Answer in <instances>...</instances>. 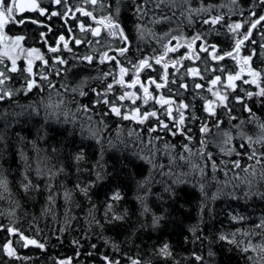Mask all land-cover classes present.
Returning a JSON list of instances; mask_svg holds the SVG:
<instances>
[{
	"label": "trees",
	"instance_id": "16d2710c",
	"mask_svg": "<svg viewBox=\"0 0 264 264\" xmlns=\"http://www.w3.org/2000/svg\"><path fill=\"white\" fill-rule=\"evenodd\" d=\"M36 3L43 13L17 15L15 19L23 17L24 23H8L3 30L8 37H23L22 45L43 57L34 63L32 73L22 59L16 62L17 71H10L11 60L1 54L0 42V71L10 77L0 89L18 93L0 101V264H249L246 254L219 235L230 225V213L264 217V195L255 194L264 193V145L249 147L247 139L264 137L260 127L264 97L255 95L264 87V21L252 30L242 52L251 56V69L261 73L256 83L244 75L232 82L235 90L225 85L228 74H240L236 41L264 15V0H105L108 7L103 11L99 0L96 6L84 0H67L66 5H56L54 0ZM78 7L92 11L97 19L109 14L118 19L128 38L125 57L113 51L124 46L119 35L109 36L103 29L94 37L79 30L80 23L85 28L100 25L77 12ZM51 12L63 15L50 17ZM214 17L222 19L213 24ZM235 24L241 27L230 30ZM197 34L203 40L195 42L194 55L188 56L193 47L188 44ZM171 36L179 39L169 44ZM75 39L89 43L75 44ZM65 42L68 48L63 47ZM166 44L183 46L165 54ZM202 46L209 51L201 52ZM211 46L217 56L224 55L223 60L211 58ZM52 47L58 51L51 52ZM105 51L117 56L120 64L100 63ZM162 54L164 60L156 65L152 58ZM86 55L93 56L91 64L81 62ZM57 58L68 63L61 65ZM144 58L152 64L139 72L145 84L147 78L161 82L163 64L168 63L167 87L155 90L147 85L154 97L159 92L174 101L173 116L176 105L189 104L184 114L190 140L165 131L149 132L150 127H158L155 118L144 124L122 120L103 103L104 99L115 103L122 114H131L136 107L141 113L155 110L168 123L164 108L153 100L145 105L142 99L135 104L117 99L125 91L142 96L139 84L126 89L106 75L118 78L119 68L125 67L129 74L124 80L130 83L133 65ZM191 68L198 69L199 75L187 71ZM29 76L40 87L25 94L21 89ZM216 76L221 81L212 85ZM109 83L111 91L105 87ZM180 84H187V89ZM195 84L203 87L196 89ZM208 88L227 95L224 103L230 111ZM247 92L253 95L247 97ZM209 100L216 117L205 110ZM193 112L196 121L190 118ZM216 118L222 121L219 128L213 126ZM204 123L211 129L208 133L200 131ZM225 132L232 137L228 144ZM202 138L206 147L200 143ZM228 148L240 155H226ZM253 149L257 157L248 159ZM234 161L240 162V168H233ZM26 180L30 186L25 192L21 186ZM115 194L118 200L112 199ZM109 204L121 215L119 219L107 212ZM21 234L44 247L26 244ZM9 247L14 254L9 255ZM162 248H167L166 255L161 254Z\"/></svg>",
	"mask_w": 264,
	"mask_h": 264
},
{
	"label": "snow or ice",
	"instance_id": "6c2138e0",
	"mask_svg": "<svg viewBox=\"0 0 264 264\" xmlns=\"http://www.w3.org/2000/svg\"><path fill=\"white\" fill-rule=\"evenodd\" d=\"M84 2L88 3L92 6H96L98 4V0H84ZM163 2H164V0H161V3H163ZM186 2H187V0H186ZM54 3L56 5H62V4L66 5L67 0H54ZM38 7H39V5L36 3V0H29L28 3H25L24 0H19V2H18V0H0V38H2L3 30L8 23H13V24L24 23L23 17H21L20 20L15 19L14 12L16 10L23 12L26 8H29L31 10H36ZM106 7H108V5L105 3V0H99V10L103 11ZM157 7H159V5H157ZM141 8H142V6H138L137 11H140ZM40 11H41V13L44 12L43 9H40ZM66 11H71V9L66 8ZM76 11L81 13L83 16H86V17H89V18L95 20L98 25L103 26L107 30V35L112 36V37H116L117 35H119L124 46H122L118 49H113V51L117 52L118 56L125 57V54L129 51L128 38H127V36L124 35L123 29H122L117 18H114L113 15L109 14V15L101 17L100 19H97L95 16H93L92 11H85L84 8H82V7L76 8ZM117 14H118V8H117ZM57 15H63V13H58V12H51L50 13V17L51 16H57ZM221 19H222V17H214L211 20V23H213V24L219 23V21ZM262 21H264V16H260L254 23H252L251 28L255 29L256 26L258 24H260ZM33 22H35V21H33ZM203 23H209V21L204 20ZM240 27H241L240 24H235V25L231 26L230 30L235 31V29H239ZM79 30L81 32H88L91 36H94V37H99L101 34L100 27L85 28V25L83 23L79 24ZM69 31H71V29H69ZM168 35H170V33ZM250 36H251V32L249 31L245 35H243L242 39H239L236 41L237 52L239 51L240 45L243 44L244 41L248 40ZM22 39H23V37H16L15 41L19 42ZM178 39H179L178 37L171 36V38L169 40V44L171 43L172 40H178ZM60 40L64 41V37L60 36ZM197 40L202 41L203 38L199 34H197L189 42L188 47L190 48L191 44L195 43ZM82 42L89 43V41H87V40L82 41L81 39H75V41H74L75 44H80ZM96 42L99 43V40H97ZM182 46L183 45L177 44L174 47H169L168 44H166L164 46V53L166 54L168 52H176ZM63 47L68 48V43L65 42ZM211 47L213 49L212 54H211V58L213 60H223L224 55L217 56L215 54V47L214 46H211ZM261 47L264 48V45H262ZM49 50L53 53H56L58 51V47H52ZM32 51L35 52L36 50L33 49ZM69 51H71V49H69ZM200 51L201 52H208L209 47H203L202 46L200 48ZM4 55H7V53H5ZM29 55H31V53H29ZM226 55L232 56V52H228V53H226ZM37 58L43 59V57L39 56V54L37 55ZM183 58L188 59L189 57H183ZM152 59L154 60V63L156 65H160L161 62L164 60V55L162 54L159 57H153ZM250 59H251V56L245 58L244 64L247 65L248 61ZM105 60L115 61L117 65L120 64V60L117 59V56H109L107 51L102 53V55L100 57V63H104ZM57 62L61 65L68 63L67 60L62 59V58H57ZM81 62L82 63L87 62L88 64H91L93 62V56H91V55L83 56L81 58ZM0 63H2V59H0ZM44 63L47 64V61L45 60ZM177 63H178V61H177ZM168 66H169L168 63L163 64V73L164 74L160 78L161 82H157L155 79L147 78V84L154 85L155 90H159V89L167 87V85H168V74H167ZM175 66H176L175 63H173L172 67L175 68ZM145 68H149V69L152 68V64L149 62L148 58L140 59L138 64L133 65V70L136 72V77H135V79H132L130 83H125V80H124L125 74L128 73V68L120 67L118 78L116 77L115 74H112V73H107L106 75H112L113 79L115 80V83L122 86V87H125L126 89L136 88V86L139 84L140 89H142V96H137L136 93L125 91L117 99L119 101H123L125 99H128V100H131V102L133 104H135L137 100L142 99V102L145 105L148 103L149 100H153L155 104H159L161 108H164L163 115L168 120V123H166L164 120H161L160 117L157 115V111H155V110H153V111L145 110L143 113H141L140 108L136 107L132 110L131 114H127V113L122 114L121 108L115 106V103L109 104V101L107 99H104L103 103L108 104L111 113L120 117L122 120H133V121H137L140 124H144L145 121H147L150 117L155 118L157 121L158 127L157 126L150 127L148 129L149 132L159 133L160 131H165L166 133H168L172 136L181 135V136L185 137L186 139L190 140L191 137L188 136V131H190V129L185 128L186 117L184 114V110L189 108V104L180 103V104L176 105V115L173 116L172 105L174 104V101L170 98H165L163 95H160L159 92H157V96L154 97L152 95V93L149 92L148 86H146L145 83L140 81L139 72ZM10 71H12V72L17 71L15 59H12V61H11ZM187 71L191 72L195 75H199L198 69L191 68V69H188ZM241 71H243V69H241ZM27 72L30 74L32 73L31 61H29V65L27 67ZM59 74H60V72L57 71V75H59ZM248 74L251 77H253L251 82L256 83V78L259 77L261 73H260V71H256V70L249 68ZM9 78L10 77H8L5 74V72L0 71V84H4L5 80H7ZM42 79L45 81H48L47 76H42ZM240 79H241V76L239 74H237V75L228 74L227 75L228 83L225 85V87L232 88L233 90H235L236 85L233 84L232 82L236 81V80H240ZM220 81H221V77L216 76L214 79H212L210 81V83L212 85H216ZM172 83H175V81H172ZM242 83L246 84V83H249V81L243 80ZM48 86L54 87V85L51 84V81H48ZM257 86L259 87V85H257ZM39 87L40 86L36 84V81L34 79H32L31 76H29L26 78V83L23 86V88L21 89V91L25 92V94H26L27 92L32 91L33 88H39ZM105 87H106L107 91H111V89L113 88V84L109 83ZM179 87L187 89L188 85L187 84H180ZM194 87L196 89H199V88H202L203 85L195 84ZM168 90L170 93L172 92L171 88H169ZM207 90L209 92H211L212 95L214 97H216L219 102H221L222 106L225 107L226 110L230 111V109H227V104L224 103L228 99L227 95H222L219 91H213L212 88H208ZM93 91L95 92L94 89H93ZM16 94H18V93H15V92L11 91L10 89H7V88L0 89V101H3L5 99H10L13 95H16ZM96 94L101 95L100 93H96ZM80 95L83 96V95H85V93L83 91H81ZM252 95H253V93H251V92L246 93L247 97H251ZM255 95H257L259 97H264V87H261L259 92L256 93ZM97 103H99V101H97ZM165 106H167V107H165ZM193 108H194V105H193ZM85 110H87V109H85ZM205 110L208 112V114L211 117H216V112L213 108V101L209 100L207 102V106H206ZM247 111H249L251 113V109H247ZM105 114H107V113H105ZM190 118L192 121H196L198 119L195 116L194 112L190 113ZM221 123H222V121H220L219 118H216L213 126L216 128H219ZM170 124H171V127H170ZM260 127H261V129H264V124H261ZM200 131L202 133H208L209 131H211V129L208 127L207 123H204V124H201ZM224 136L227 137V139L224 141V143L225 144L230 143L231 139H232L231 135L229 133L225 132ZM159 138H160L159 135H157L156 139H159ZM247 139L249 141V147H251V145L253 143H260V144L264 145V137H261L256 141H253L252 137H247ZM149 143H151V141H149ZM200 143L202 145H205V141L203 140V138L200 140ZM184 147L186 148L187 151L191 152V149H187L186 145ZM205 147H206V145H205ZM240 147L243 148L244 145L241 144ZM233 152H235L234 148H228L225 151V154L231 155V154H233ZM201 154L203 155V153H201ZM235 154L240 155L239 152H235ZM261 155L264 156V154H261ZM256 157H257V153H256L255 149H253L251 154H248V156H247L248 159H253ZM181 159H184V157H181ZM207 159L209 161H212V154L211 153H208ZM257 163H260L259 159H257ZM232 165H233V168H240V162L239 161L232 162ZM211 166L213 169L216 168V164L214 161H212ZM245 170H247V169H245ZM225 174H227V173H225ZM249 194H251V193L250 192L245 193L246 196ZM255 194L264 195V193H260V192H257ZM116 219H119V217H117ZM260 226L264 227V222H262ZM9 231L15 233L18 230L9 229ZM21 239L24 240L26 242V244L37 245L36 240L29 239L28 237L23 236V234H21ZM233 242H235V241H233ZM37 246L41 247V248L44 247L43 244H38ZM244 250L247 251L248 249L245 248ZM262 250H264V247H262ZM162 251L166 252V248L163 249ZM12 254H14V253L11 250V248L9 247V255H12ZM198 259H199V257H198ZM110 264H111V262H110ZM133 264H137V262H133Z\"/></svg>",
	"mask_w": 264,
	"mask_h": 264
},
{
	"label": "rangeland",
	"instance_id": "374dc122",
	"mask_svg": "<svg viewBox=\"0 0 264 264\" xmlns=\"http://www.w3.org/2000/svg\"><path fill=\"white\" fill-rule=\"evenodd\" d=\"M24 2L28 3L29 0H24ZM36 10H40V8L38 7ZM28 11H29V8H26L23 12L16 10L14 12V16L16 17L17 15H21ZM99 27L101 30L103 29L106 30L101 25ZM242 38L243 36L239 37L238 40ZM0 42H1V54L3 55V57L9 58L11 61L12 59H15V62H17L18 60L22 59L26 62L27 65H29V61H31V67H33L34 63L38 59L37 58V55L39 54L38 51L33 52L32 49H26L22 45L21 40L19 42H16L15 38L8 37L4 33V31L2 34V38H0ZM245 42L246 41H244V43L240 45L239 51L238 52L236 51L235 59L237 60V63L240 68L239 75L241 77H243L244 75H247L248 78L251 80L253 79V77H251L248 74L249 68H251L250 67L251 59L248 61V64L245 65L244 61H245V58L247 57H244L242 55L243 46L245 45ZM192 45L193 47L190 48L191 50L189 51L188 56L194 55V52H195L194 47L196 46V43H193ZM5 53H7V55H4ZM29 53H31V55H29ZM168 62H173V61L168 59ZM241 69H243V71H241ZM127 74H129V72ZM132 75H133V79H135L136 72H133ZM125 83L127 82L125 81ZM146 86H148L149 92L151 93L150 86L147 84ZM152 95L154 96V93H152ZM23 160H24V164L26 165L27 160H28L27 157L24 156ZM26 173L27 172H25V179H26ZM26 183H29V181L26 180L25 184L22 185L25 190L29 188ZM112 199L118 200L119 199L118 194L113 195ZM107 212H109L113 218H117V217L120 218L121 216L117 213V211L114 209L112 204L108 205ZM229 220L231 222L230 223L231 227L221 232L220 239L234 245L239 250H241L244 254H246L249 264H264V250H262V247H264V227L260 226L261 223L264 222V217L261 215L251 216V215H248L247 213L237 211L236 213H230ZM245 248H247L248 250L245 251L244 250ZM163 249L165 248L161 249V253L163 255H166L167 250L165 252V251H162Z\"/></svg>",
	"mask_w": 264,
	"mask_h": 264
},
{
	"label": "bare ground",
	"instance_id": "6f19581e",
	"mask_svg": "<svg viewBox=\"0 0 264 264\" xmlns=\"http://www.w3.org/2000/svg\"><path fill=\"white\" fill-rule=\"evenodd\" d=\"M23 184H25V182L23 183ZM26 184H28L29 186H30V184L29 183H26ZM21 188H22V190L23 191H28L29 190V188L27 189V190H25L24 188H23V186H21ZM231 223V222H230ZM229 227H231V224L225 229V230H227ZM221 234V233H220ZM219 238H220V235H219ZM221 240V239H220ZM221 241H224V240H221ZM224 242H226V241H224ZM234 246V245H233ZM237 248V247H236ZM238 249V248H237ZM166 250H167V248H166ZM241 251V250H240ZM160 252H161V249H160ZM242 252V251H241ZM162 254V253H161ZM163 255V254H162Z\"/></svg>",
	"mask_w": 264,
	"mask_h": 264
},
{
	"label": "water",
	"instance_id": "95a60500",
	"mask_svg": "<svg viewBox=\"0 0 264 264\" xmlns=\"http://www.w3.org/2000/svg\"><path fill=\"white\" fill-rule=\"evenodd\" d=\"M253 29V28H252ZM252 29H251V31H252Z\"/></svg>",
	"mask_w": 264,
	"mask_h": 264
}]
</instances>
